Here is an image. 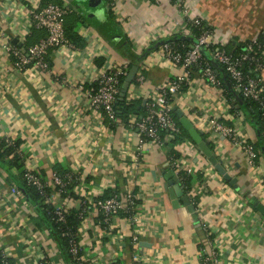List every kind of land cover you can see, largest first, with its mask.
Wrapping results in <instances>:
<instances>
[{"label": "crops", "instance_id": "1", "mask_svg": "<svg viewBox=\"0 0 264 264\" xmlns=\"http://www.w3.org/2000/svg\"><path fill=\"white\" fill-rule=\"evenodd\" d=\"M36 2L0 0V138L20 140L23 157L21 168L7 169L0 161V249L11 255L12 264H72L39 205L20 188L21 172L29 167L47 181L56 169L82 177L84 186L77 181L67 198L51 187L49 199L54 206L64 204L80 211L84 197L95 199L108 189L122 199L130 191L136 194L141 221L132 227L128 220L116 217L113 226L119 236L114 238L99 223L101 214L95 205L89 204L78 228L87 264H110L114 259L121 264H201V254L213 250L218 256L212 264H264V216L254 206L256 201L264 205V155L256 149V162L250 163L233 140L215 135L209 127L210 119L222 121L256 148L259 134L251 107L240 92L229 90L230 97L221 85L210 82L201 65L187 71L160 53L166 39L192 34L188 24L194 18L204 21L216 40L232 48L256 39L264 33V0L79 3L76 13L85 22L81 20L77 33L83 46L51 49L48 71H20L5 47L7 43L26 46L36 29L30 16ZM207 56L213 59L211 53ZM131 61L144 80L132 82L127 96L134 95L143 107L167 81L188 73L174 107L210 139L214 153L238 178L239 191L223 179L192 139L174 143L175 136L167 134L164 145L141 144L132 123L138 116L128 124L118 117L111 126L92 110L89 92L98 69L108 64L129 71ZM222 70L220 66L216 73L225 79ZM259 76L264 82V66ZM172 150L179 152L183 167L193 169L192 194L186 193L196 219L183 202L174 207L164 188L169 170L179 177L171 163ZM13 186L21 193L12 192ZM135 234L138 247L130 244Z\"/></svg>", "mask_w": 264, "mask_h": 264}, {"label": "built area", "instance_id": "2", "mask_svg": "<svg viewBox=\"0 0 264 264\" xmlns=\"http://www.w3.org/2000/svg\"><path fill=\"white\" fill-rule=\"evenodd\" d=\"M158 1V0H156ZM72 9L67 3H47L42 4L41 0L34 3L32 9H30V16L32 23L36 29H42L46 31V36L41 38L34 44L27 46H17L11 43L6 44V52L13 58L14 64L20 71H25L28 68H38L43 71L50 70L49 53L51 49L57 47H71L75 48V45L68 39L65 30V17ZM201 19L194 18L190 21L195 26H201ZM191 28L189 27V31ZM256 42V39L253 40ZM214 46L213 58L223 66L225 72L229 75V78L233 82L235 88L246 99H250L258 102L259 106L263 110L264 114V82L257 74L255 76L247 74L243 70L244 63L253 59L250 52H242L236 55L228 51L225 45L216 40L213 37L212 31L204 29L202 34L197 38V42L191 49L186 51H180L175 49L170 43H165L160 53L164 59L174 64H181L186 67L187 71L191 67L201 63L203 59V47ZM252 49L251 46L248 47ZM261 67V64L259 63ZM128 71L124 70L121 66L116 65H102L98 69L94 81V88L89 92L90 104L92 110L101 117L109 120V123L117 121L116 105L121 92L122 76L127 75ZM204 73L210 82L220 86L221 82L215 72V70L207 65L204 69ZM188 78V73L177 76L170 81H167L162 85L154 96L146 101V111L140 118L133 120V126L139 131V135L142 139L141 144L144 143H157L158 145H164L167 142V134L175 135L180 132V126L174 115V98L176 94L185 85ZM144 80L143 73L136 74V81L142 82ZM134 95H128V99L133 100ZM209 127L215 135H223L224 137L233 140L234 144L240 147L247 155L250 163L255 164L258 157L254 144L250 141L240 138L234 127L225 125L222 121L217 119L209 120ZM166 131L168 132L166 134ZM9 143H13L12 140L7 139ZM142 146V145H141ZM171 163L175 168L177 174L185 173L190 175L193 172L192 167L182 166L179 157L175 155L171 156ZM24 180L28 185L34 186L45 198L46 202L50 203V196L47 194V188L52 187L55 192L64 198L70 197V195L64 196L68 191V186L78 181L80 186H84L82 177L74 173L60 174L54 172L51 180L47 181L35 171L34 168L29 167L24 171ZM51 182V183H50ZM51 185V186H50ZM184 188V185L182 183ZM12 192L20 194V190L13 186ZM185 189V188H184ZM192 194L191 189L188 192ZM192 197V196H191ZM79 215L84 217L89 208V204H94L98 212L101 214L99 223L104 224V229L110 237H118L115 233L113 226L114 219L121 217L120 211L125 210L126 217H122L129 221L132 227L139 224L141 221L140 216V204L137 196L134 192L130 191L125 195V199H122L119 195L114 194L109 198H89L84 197ZM70 209L65 205H58L54 209V214L58 220H65L66 213ZM70 236L69 246L70 253L76 264H87L85 257L83 256V249L75 237ZM139 236L133 235L130 244L133 247L139 246ZM218 253L216 250L201 254V264H212L217 262ZM114 259L112 262H116ZM136 262H140L139 258H136ZM0 264H12L11 255L4 249H0Z\"/></svg>", "mask_w": 264, "mask_h": 264}, {"label": "trees", "instance_id": "3", "mask_svg": "<svg viewBox=\"0 0 264 264\" xmlns=\"http://www.w3.org/2000/svg\"><path fill=\"white\" fill-rule=\"evenodd\" d=\"M65 1L66 0H42L41 3L47 4V3L53 2V3L63 4L65 3ZM81 20L85 22V19L82 18L81 15H78L75 11L72 10L71 12L67 14L66 24H65V30H66V35L68 39L73 44H76L79 46H83L82 38L77 33V28L82 23ZM201 24H202V27L195 26L194 24L190 22L188 24L192 30L191 31L192 34L190 36H183V35L176 36V37L174 36L169 39H166L164 41V44L170 43L175 49H178L180 51H186V50L191 49L192 46L197 42V38L202 34L203 28L212 31L211 27H209L204 21H201ZM45 36H46L45 30L34 29L27 39L26 46L36 43L37 41H39L41 38ZM249 46H251L252 49L249 50L248 48ZM225 47L228 51L236 55H239V53L246 52V51L250 52V54L253 56V59L244 63L243 70L245 73L253 75V76L257 74L259 75L261 68L264 66V33L260 34L256 38V42H253V40H248L242 44L240 43L236 44L233 48L230 47L229 45H225ZM155 48L157 49V46ZM214 49H215L214 46L203 47L202 48L203 59L201 60V63L198 65H201L203 69H205V67L209 65L215 70V72H216V69L217 68L220 69V66H221L223 69L222 71L224 73L225 79H222L219 76V74L217 73L216 74L221 82V86L226 90V92L228 93V96L231 97L233 95L232 93L235 90L237 91V93H239V91L235 88L233 82L229 78V75L225 72V69L223 68V66L220 65L213 58V55H212V58L214 60L209 58V56H207L210 53L213 54ZM206 50L208 51V54H206ZM138 60L139 58L136 57L135 62ZM135 62L131 61V63H129V66L131 67L132 65L135 64ZM259 63L261 64V67L259 66ZM125 77L126 75L122 76V79H121L122 84L125 80ZM135 81H136V77L133 80V82ZM229 90L232 93H230ZM240 96L243 97L241 93H239V97ZM263 96H264V91H263ZM245 101H246L245 103H248L249 106L251 107V114L253 115L252 116L253 122L259 134V138L256 142V149H258L260 153L264 155V114H263V110L259 106L258 102L250 100V99H246ZM145 111H146V106L143 107L140 102L128 99V96H126V98L123 101H119L116 105L117 116L120 117L125 124H128L130 122V118L134 115L138 116V118L143 116ZM174 115H175V112H174ZM175 118L180 126V132L174 135L175 139L173 140V142L176 143V142H182L186 139H191L188 132L180 124L179 118L176 115H175ZM110 125L113 126L115 125V123H110ZM167 133L168 132L166 131V134ZM20 147H21L20 140H16V141H13V143H9L7 141V138H0V161L3 162V164L5 165L7 169H12L14 167H20V168L22 167L23 157L20 153ZM171 152H172V155L179 157V152H177L176 150H172ZM24 171L25 170H22L21 176H20L21 178L20 188H22L31 197V199L37 205H39V207L42 210V213L45 215V217L47 218V221L49 222L52 228L53 234L56 235L57 239L59 240L62 249L68 253L72 264H76L70 253V246H69L70 236L69 235L75 237V239L79 242L80 239L78 237V228L82 221V218L79 215V211L70 209L66 213L65 220H58L56 215L54 214V209L56 206L50 203H47L46 198L34 186L27 184V182L23 178ZM56 171H58V173H65L64 171H61L60 169L59 170L56 169ZM180 177H181V183H183L184 188H185L184 190L187 192L188 189H190L191 187V178L189 175H186L183 172L180 173ZM76 182L77 181H74V183L72 182L68 186V191L64 196H66L67 194L72 196L73 194L72 189L75 186V184H77ZM52 191L53 189L51 187L47 188V194L49 196ZM114 194H117V192H115L114 190L108 189L102 196H98L95 199L109 198V197H112ZM194 206L196 207V204H194ZM120 215L121 217L127 216V214L125 213V210H121ZM100 219H101V216H100ZM101 226L104 228V224ZM110 264H121V263L119 260H117L116 262H111Z\"/></svg>", "mask_w": 264, "mask_h": 264}, {"label": "water", "instance_id": "4", "mask_svg": "<svg viewBox=\"0 0 264 264\" xmlns=\"http://www.w3.org/2000/svg\"><path fill=\"white\" fill-rule=\"evenodd\" d=\"M69 7L78 12V7L80 6L79 3H90L96 0H66ZM76 1L77 3L74 4L73 2ZM14 43H18V39L15 38L13 40ZM18 46H22V43H18ZM138 65H133L131 69L128 71L125 80L121 87L120 96L118 99L119 101H123L126 96L127 92L130 88L131 83L133 82L134 78L136 77L138 71ZM146 102H144L145 106ZM175 115L179 118L180 124L182 127L188 132L191 139L197 144L198 148L201 152L206 156L208 162L218 171V173L226 180L235 190L239 191L238 185V178L233 176L223 165V160L218 158L214 151L210 148V139L204 138L203 134L198 130V128L194 125V123L184 114L181 109L174 107ZM164 188L166 191L169 192L170 197L173 202L174 207H179L180 202H183L186 205L190 212L192 213L193 217L196 219L197 215L194 211V207L190 203L189 196L187 195L186 191L184 190L183 186L180 185L179 177L175 175L174 170H169L164 176ZM255 208L264 216V205L259 201L254 203Z\"/></svg>", "mask_w": 264, "mask_h": 264}]
</instances>
